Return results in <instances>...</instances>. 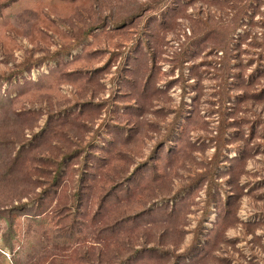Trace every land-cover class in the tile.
Masks as SVG:
<instances>
[{
	"label": "rangeland",
	"instance_id": "obj_1",
	"mask_svg": "<svg viewBox=\"0 0 264 264\" xmlns=\"http://www.w3.org/2000/svg\"><path fill=\"white\" fill-rule=\"evenodd\" d=\"M0 264H264V0H0Z\"/></svg>",
	"mask_w": 264,
	"mask_h": 264
}]
</instances>
